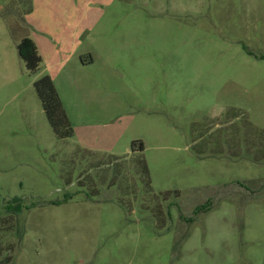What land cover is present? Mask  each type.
Wrapping results in <instances>:
<instances>
[{
  "label": "rangeland",
  "instance_id": "1",
  "mask_svg": "<svg viewBox=\"0 0 264 264\" xmlns=\"http://www.w3.org/2000/svg\"><path fill=\"white\" fill-rule=\"evenodd\" d=\"M263 132L264 0H0V262L264 264Z\"/></svg>",
  "mask_w": 264,
  "mask_h": 264
},
{
  "label": "trees",
  "instance_id": "2",
  "mask_svg": "<svg viewBox=\"0 0 264 264\" xmlns=\"http://www.w3.org/2000/svg\"><path fill=\"white\" fill-rule=\"evenodd\" d=\"M18 50L21 58L26 64L27 69L31 73H36L40 69V66L42 64V56L39 53L38 46L36 42L30 37V36H23L21 41L18 43ZM35 90L37 92L38 97L41 100L43 110L45 112V115L52 127V130L54 131V134L57 138L65 139L68 137H71L74 133L72 124L69 120V117L67 115V112L64 108L63 102L60 98V95L57 91V88L55 86V83L50 75H44L40 79H38L35 82ZM264 133V132H263ZM264 136V135H263ZM264 138V137H263ZM233 140L232 136L230 137L229 140H226V142ZM250 142V141H249ZM232 143L230 147H236L238 148L237 145L234 146V142ZM229 144V143H228ZM136 145V141H134L133 146ZM239 147H241L239 145ZM248 149L249 145H248ZM134 150H138L137 148H134ZM139 150H144L143 143H141ZM143 172L146 175L145 183H146V188L144 190L151 191V186H150V181L148 179V171L147 167L144 166ZM120 174V173H119ZM241 184V183H239ZM243 186V184H241ZM152 194V193H151ZM153 195V194H152ZM170 193H164L163 196L165 199L169 197ZM154 198L158 199V196L154 194ZM19 199H15L17 201ZM213 201L209 200L202 206L198 207L195 210V214L199 213H206L213 208ZM178 204L176 203V206ZM147 209H150L153 214H156V217H159L161 219L162 224L165 225L166 223V217L164 216V212L162 211L161 204L157 201L156 205L152 208V206H147ZM179 209V216L183 220L188 221L189 223H193L194 218H187V215L183 213L178 206ZM163 215V217H162ZM168 215H170V212H168ZM0 264H6L4 262H0Z\"/></svg>",
  "mask_w": 264,
  "mask_h": 264
},
{
  "label": "crops",
  "instance_id": "3",
  "mask_svg": "<svg viewBox=\"0 0 264 264\" xmlns=\"http://www.w3.org/2000/svg\"><path fill=\"white\" fill-rule=\"evenodd\" d=\"M92 63V62H91Z\"/></svg>",
  "mask_w": 264,
  "mask_h": 264
}]
</instances>
